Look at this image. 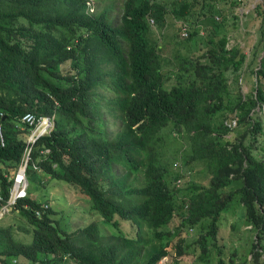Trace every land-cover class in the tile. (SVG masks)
<instances>
[{
  "label": "trees",
  "instance_id": "16d2710c",
  "mask_svg": "<svg viewBox=\"0 0 264 264\" xmlns=\"http://www.w3.org/2000/svg\"><path fill=\"white\" fill-rule=\"evenodd\" d=\"M93 1L0 0V209L24 154L23 118L55 117V130L31 154L29 183L65 182L110 227H120L119 216L139 238L116 243L95 222L71 234L50 200L30 193L13 208L14 224L0 227V264H183L190 256L212 264L214 253L215 264H234L218 242L226 216L236 217L233 230L249 226L254 235L249 251L239 246L234 256L264 264V0L231 2L260 1L261 47L247 66L257 82L248 96H233L228 84L229 72L239 83L246 55L229 47L218 0L208 10L207 0H124L117 23L109 8L91 13ZM170 19L193 31L183 41L173 31L176 44L163 56ZM110 114L114 135L106 132ZM118 164L131 180L116 193L123 202L102 182Z\"/></svg>",
  "mask_w": 264,
  "mask_h": 264
},
{
  "label": "rangeland",
  "instance_id": "374dc122",
  "mask_svg": "<svg viewBox=\"0 0 264 264\" xmlns=\"http://www.w3.org/2000/svg\"><path fill=\"white\" fill-rule=\"evenodd\" d=\"M168 4H171L175 0H162ZM192 1V0H190ZM203 2V0H201ZM234 0H218V8L224 9L226 18H227V29L229 35L231 36V42L229 47L235 46L238 50H241L242 53L246 55L245 65L241 70V76L238 79L239 83L235 82L236 74L231 72L228 73L227 77L230 79L228 82L231 93L233 96H237L242 93L244 96H248L254 92L256 88L257 77L251 75L250 72L247 70V66L253 61L254 54L257 51V47H261L259 44L261 39L260 33V26L262 23V18L256 11L258 6V2L260 1H252L247 6L243 5H236L233 6L231 3ZM124 0H94L91 2L90 12H102L110 9L111 17L113 18L114 22L117 23L118 17L122 12V4ZM211 4L210 0L206 1L207 10ZM217 10V8H216ZM169 17V16H168ZM236 18H238L239 25L236 27ZM169 22L173 23V29L169 36L167 37L169 40V44L167 47L161 52L163 56H168L171 53V49L176 44L173 41V33L179 31L177 27V23L170 19ZM181 23V22H180ZM181 25V24H180ZM190 26V24H189ZM190 29L193 31V28L190 26ZM174 31V32H173ZM160 35H157L159 37ZM201 36H206L204 32L201 33ZM159 39V38H158ZM179 39V34H178ZM179 41H181L179 39ZM183 41V40H182ZM200 44V42H199ZM197 46H200V45ZM206 49V48H203ZM186 52V50H183ZM203 51L197 52V55H203ZM259 61H256L255 67L257 66ZM65 68V70H64ZM69 69V65L66 64L62 67L64 70L63 74H66V70ZM108 115V114H107ZM260 120L264 119V115L259 114ZM59 118V117H57ZM108 120L106 132L110 133H117L118 132V124L114 121L111 114L106 117ZM71 127V126H70ZM264 140V138H261ZM116 175L121 174L119 171L115 172ZM194 181L200 182L198 178H196V174L194 175ZM30 193L33 191L36 193V197L41 200H50L51 205H53V209L59 213V222L61 226L67 230L69 233H76L79 232L80 229L87 227L92 223H97L100 231L101 236L106 237H113L115 236L112 227L108 226V224L104 223L103 220L100 219L99 215H95L93 210L91 209V204L89 198H84L74 187H70L65 182L53 181L52 184L48 186V188H44L42 185L38 183H30ZM88 200V201H87ZM9 216L6 219L0 218V227H7V225H13L15 222V213L8 212ZM7 213V214H8ZM230 213V212H229ZM6 214L5 211L0 213V217ZM236 221V217L234 218L226 216L223 218L221 223V229L218 234V242L219 245L223 246L226 245V249L224 251V258L227 260V263H230V260H233L234 264H243L241 257L234 256L235 248L239 246H243L245 249H241L242 252H248L249 248L251 247L252 240L254 235L248 231L250 228L249 226L241 227V231L236 232L232 229L233 223ZM21 224V223H20ZM179 224V220L175 219L169 226L164 227V230H172ZM121 231L125 237L135 239L138 234V230L136 227L131 225L129 222L121 221L120 224ZM117 232V231H116ZM19 238H22L25 242H31L32 236L26 235L24 233H20L18 235ZM234 244L236 246H234ZM218 252V250H216ZM217 253L213 255V263L217 262ZM222 254V252H221ZM247 257L250 256L249 254H245ZM251 258V257H249ZM171 259V258H170ZM167 262L169 264L172 260ZM195 258L190 256L186 262L183 264H206L205 262H200L198 260L194 261ZM193 262V263H192ZM69 264H76V263H69Z\"/></svg>",
  "mask_w": 264,
  "mask_h": 264
},
{
  "label": "clouds",
  "instance_id": "9594fccd",
  "mask_svg": "<svg viewBox=\"0 0 264 264\" xmlns=\"http://www.w3.org/2000/svg\"><path fill=\"white\" fill-rule=\"evenodd\" d=\"M163 2V1H162ZM91 7V2L89 3V8ZM150 20V25H151V27H155L156 26V23H155V20L153 19V18H151V19H149ZM181 22V23H180ZM181 24V25H180ZM177 25L179 26V38H180V40L182 41V39L184 40V39H188L189 37H190V33H191V29H190V26H189V23H184L182 20H177ZM186 34V35H185ZM35 116V115H34ZM36 117V116H35ZM37 118V117H36ZM50 119V121L52 122V130L50 131V132H48V133H46L45 135H43L41 138H43V137H45V136H49L54 130H55V124H56V122H55V117H41V118H37V120H40V119ZM227 126L232 130V129H234V128H236L237 127V120H229L228 122H227ZM118 130H119V126H118ZM31 133V131H30V129H29V132H28V134H27V137L25 138V140H26V142H27V139H28V136H29V134ZM109 134L110 135H114L113 133H110L109 132ZM116 134V133H115ZM40 138V139H41ZM39 139V140H40ZM38 140V141H39ZM37 141V142H38ZM36 142V143H37ZM36 145V144H35ZM35 145H34V147H35ZM25 146H26V144H25ZM34 147H33V149H34ZM25 150V149H24ZM33 152V151H32ZM47 153H49L50 152V150H47L46 151ZM24 153V152H23ZM32 154V153H31ZM23 157V156H22ZM31 160V159H30ZM22 161V160H21ZM30 162V161H29ZM179 164V162L176 164V165H178ZM28 165H29V163H28ZM28 165H27V168H28ZM20 166H21V163H20V165H19V168H18V170H17V172L15 173V175L11 178V186H10V191H9V197H10V192H11V188H12V186L14 185V183H15V178H16V176H17V174H18V172H19V169H20ZM37 169V168H36ZM116 171H119L121 174H118V175H116V174H114L113 176H110V175H108V176H106V178H104V177H102V182H104V181H109L108 183H109V188H111V190L113 191V196H112V199H113V201L115 200V199H118L119 201H125V199L124 198H122V197H119L116 193L119 191V192H121V193H125L123 190H122V186H124V185H126V186H128V187H131V180H129L127 177H125V173H124V168L120 165V164H118L117 165V167H116V170H115V172ZM26 180H27V183H28V185H27V188H26V195H24L23 197H21V198H19L18 199V201H20V200H23V199H26L28 196H29V194H30V183H29V180H28V175H27V169H26ZM128 194H126V196H127ZM9 199V198H8ZM130 199L133 201L134 199H135V197L134 196H131L130 197ZM8 201V200H7ZM18 201H17V203H18ZM17 205V204H16ZM95 215H98L95 211L93 212ZM99 217H100V219L101 220H103L102 218H101V216L99 215ZM116 220L121 224V221H123V222H129L131 225H133L132 224V222L131 221H126L125 219H123V218H121V217H119V216H117L116 217ZM103 222L105 223V221L103 220ZM107 224V223H106ZM109 226V225H108ZM134 227H136L137 228V230H138V234H137V237L135 238V239H131V238H128V237H125L124 235H123V233H122V231H121V227H119V228H111V229H113V231H114V234H115V236H114V241L116 242V243H121L122 242V240H120V239H122V238H126V239H129V240H137L138 238H139V232H140V230L138 229V227L137 226H135V225H133ZM100 230V229H99ZM162 230L163 231H166V230H164V228H162ZM117 231V232H116ZM100 234H101V231H100ZM141 236H143V238H144V234L143 233H141ZM169 259L170 258H164L163 260H161V263L160 264H167V262L169 261ZM169 264H173L172 262H170Z\"/></svg>",
  "mask_w": 264,
  "mask_h": 264
},
{
  "label": "built area",
  "instance_id": "2783aa9c",
  "mask_svg": "<svg viewBox=\"0 0 264 264\" xmlns=\"http://www.w3.org/2000/svg\"><path fill=\"white\" fill-rule=\"evenodd\" d=\"M23 122L27 127H29L31 133L29 134L26 142L24 154L21 161V166L15 178V183L11 188L10 197L7 201V204L2 207V211H5L6 213L11 212L13 208L16 206L18 199L26 195V188L28 185L26 180V169L31 159V153L33 151V147L43 135H45L46 133L52 130V125H53L50 119L47 118V119L37 120V118L30 113L23 118ZM5 145H6L5 136L3 133V128L0 125V148L1 149L4 148ZM2 200L3 198L0 196V201Z\"/></svg>",
  "mask_w": 264,
  "mask_h": 264
},
{
  "label": "crops",
  "instance_id": "0c3cea01",
  "mask_svg": "<svg viewBox=\"0 0 264 264\" xmlns=\"http://www.w3.org/2000/svg\"><path fill=\"white\" fill-rule=\"evenodd\" d=\"M31 195H35L36 196V193H34L33 191L31 192ZM2 212V208L0 209V213ZM7 216H9V213L7 214H5L4 216H2V217H0L2 220L3 219H6L7 218ZM1 221V220H0ZM186 263H188V262H186Z\"/></svg>",
  "mask_w": 264,
  "mask_h": 264
}]
</instances>
